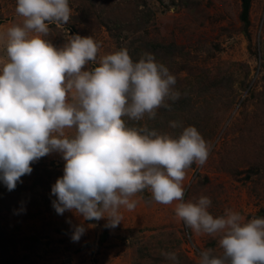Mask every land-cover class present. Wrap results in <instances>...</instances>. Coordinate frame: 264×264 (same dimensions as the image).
Returning a JSON list of instances; mask_svg holds the SVG:
<instances>
[{"label":"rangeland","instance_id":"obj_1","mask_svg":"<svg viewBox=\"0 0 264 264\" xmlns=\"http://www.w3.org/2000/svg\"><path fill=\"white\" fill-rule=\"evenodd\" d=\"M69 6L70 21L50 25L45 39L61 47L70 35L91 36L101 47L84 70L127 49L134 61L153 54L175 76L179 99L167 100L154 119L127 123L177 137L194 126L211 145L206 163L186 170L184 202L207 196L214 217L231 209L264 218V0H247L245 20L242 0H69ZM15 8L16 0H0V33L22 22ZM31 166L14 191L0 185V264H172L164 252H175L179 264H198L199 252L216 247V238L197 235L175 216L177 202L156 203L147 190L133 197L134 210L121 209L115 229L104 220L85 222L96 226L73 243L66 221L80 219L51 207L63 160L52 153ZM22 201L26 212L14 214Z\"/></svg>","mask_w":264,"mask_h":264},{"label":"clouds","instance_id":"obj_2","mask_svg":"<svg viewBox=\"0 0 264 264\" xmlns=\"http://www.w3.org/2000/svg\"><path fill=\"white\" fill-rule=\"evenodd\" d=\"M15 11L22 22L0 33V185L14 191L31 165L58 153L64 167L50 189L51 207L80 219L66 221L71 242L96 226L85 222L104 220L105 228L115 229L121 209L134 210L133 197L147 190L151 201L177 202L175 216L185 227L216 238V247L199 252L198 264H264V218L231 209L214 217L209 197L183 200L186 170L203 166L211 150L197 128H183L177 137L127 125L154 119L167 100L179 99L170 70L151 53L134 61L127 49L84 70L97 62L101 47L91 36L70 35L61 47L45 39L50 25L63 28L70 21L69 0H16ZM25 212L23 201L13 210ZM162 254L179 264L175 252Z\"/></svg>","mask_w":264,"mask_h":264},{"label":"trees","instance_id":"obj_3","mask_svg":"<svg viewBox=\"0 0 264 264\" xmlns=\"http://www.w3.org/2000/svg\"><path fill=\"white\" fill-rule=\"evenodd\" d=\"M242 3H243V8H242V19L243 20H245L246 19V14H247V0H242ZM156 59H157V57H156ZM129 121V120H128ZM130 122V121H129ZM133 122V121H132ZM127 123V125L129 126V127H137L136 126V124H134V123Z\"/></svg>","mask_w":264,"mask_h":264}]
</instances>
